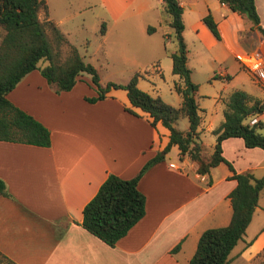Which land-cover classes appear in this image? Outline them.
<instances>
[{"label":"crops","instance_id":"0c3cea01","mask_svg":"<svg viewBox=\"0 0 264 264\" xmlns=\"http://www.w3.org/2000/svg\"><path fill=\"white\" fill-rule=\"evenodd\" d=\"M49 1L45 0L46 9H40L38 15L54 21L66 38L68 31L60 28L65 17L53 16ZM52 1L58 13L61 5ZM179 1L187 65L190 49L186 30L194 29L193 43L200 41L201 17L208 10L222 35L221 39L208 37L210 48L219 40L234 58L249 51L264 59V36L226 3L219 0L213 8L210 0H200L202 4L199 0ZM99 2L116 5L118 0ZM255 4L264 26V0H255ZM189 14L194 18L189 19ZM168 19L161 0H122L121 8L110 11V24L101 35L103 39L126 38L127 33L129 38L136 36L138 50L155 62L162 52L170 57L168 51L174 47L166 44L173 31ZM152 24L155 28L148 32ZM257 79L264 88V78ZM95 95L89 73L78 74L70 89L56 91L39 67L25 73L8 91L7 97L14 104L47 126L50 144L0 139V178L6 188V193L0 194V258L5 259L4 264H187L201 232L229 221L232 206L227 194L236 179L228 177L225 162L208 172H198L197 162L172 145L177 148L178 160L170 156L169 149L138 179V188L145 196L144 214L113 245L107 244L82 226L83 206L108 173L135 176L167 144L169 131L160 121L152 124L138 107H132L138 114L128 111L127 93L119 97L109 90L103 98H86ZM211 124L206 130L214 128ZM221 147L236 171L264 175L261 147L246 146L240 136L224 138ZM176 244L178 248L172 250ZM229 256L228 264H264V187L242 238Z\"/></svg>","mask_w":264,"mask_h":264},{"label":"trees","instance_id":"16d2710c","mask_svg":"<svg viewBox=\"0 0 264 264\" xmlns=\"http://www.w3.org/2000/svg\"><path fill=\"white\" fill-rule=\"evenodd\" d=\"M220 1L250 19L252 26L264 36V26L260 23L255 0ZM161 2L163 11L169 16L167 22L173 27L174 33V47L168 52L172 61V72L181 80V83L175 82L174 85L182 95L181 103L177 106L139 88L136 74L126 83L107 81L102 85L97 68L91 62L85 61L74 45H70V52L65 60H60L59 52L53 47L47 29L58 45L65 42V36L54 21L39 17L38 11L46 9L45 0H0V26L4 30L0 37V139L50 144V131L47 126L7 97L8 91L21 77L36 67H39L56 91L70 89L78 74L89 73L97 89V95L86 97L90 101L103 98L110 88H124L131 105L125 108L135 114L138 113L132 107L140 108L148 115L152 124L160 121L167 127L169 139L163 149L148 159L135 176L124 178L108 173L95 194L83 206L82 226L107 244L113 245L144 214L145 196L138 188L140 175L151 164L163 158L172 145H176L181 155H187L197 162L198 172H208L211 167L225 162L230 170L228 177L236 179L235 186L227 194L232 206L229 221L224 225L204 229L187 263L228 264L231 249L242 238L251 220L260 191L264 187V175L256 177L251 171H236L231 162L222 155L221 141L229 136H240L246 146H259L264 151V133L259 130L261 121L245 120L249 115L263 112L264 101L243 89L232 91L225 98L222 121L211 130L215 134L213 151L208 156L203 155L198 139L202 115L195 99L198 85L192 81L191 70L187 65L183 6L179 0ZM201 19L217 39L222 38L218 23L209 10ZM154 28L153 25H148L147 30L152 32ZM103 30L104 25L100 31ZM41 59L47 63L40 67L38 62ZM181 115L188 119L186 129L178 128L174 124ZM3 193H6V188L0 178V194ZM176 248L178 244L172 250Z\"/></svg>","mask_w":264,"mask_h":264},{"label":"rangeland","instance_id":"374dc122","mask_svg":"<svg viewBox=\"0 0 264 264\" xmlns=\"http://www.w3.org/2000/svg\"><path fill=\"white\" fill-rule=\"evenodd\" d=\"M209 2L213 8L219 5V0H210ZM49 3L53 16L58 18V15L63 14L65 18L60 28L68 31L65 42L60 45L52 33L48 31L53 47L59 52L60 60H65L70 52V45H74L78 52L83 55L84 60L91 62L97 68L99 81L102 85L107 81L126 83L136 74L137 86L142 90L151 95L159 96L172 105L177 106L181 103L182 95L174 87L175 82L181 83V80L177 74L172 72L169 56H165L162 52L159 61H151L147 55H143L138 50L139 43L136 42L139 38L135 35H131L135 37L129 38V33H127L126 38L103 39L100 29L102 25L105 27L110 24V11L121 8L122 0H118L116 5L106 6L101 5L99 0H58V4L61 5L58 13H55L56 7H53V1L50 0ZM199 3L202 4L200 0ZM192 18L194 15L189 14V19ZM246 19L248 18L246 17ZM248 21L252 25V21L250 19ZM128 26L131 27L130 23ZM192 31L194 29L186 30V39L190 49L188 65L191 68V76L198 85L195 99L202 115L198 139L202 146L203 155L208 156L213 151L215 134L206 130V125L211 122L215 127L221 122L225 98L232 91L243 89L264 101V88L250 71L248 60H250L252 52L244 51V53H238L234 58L219 40H216L215 45L210 48L206 44V40L209 36L214 37V35L205 23H203V31L201 30L200 41L193 43ZM3 32L4 30L0 26V37ZM173 37L174 33L171 29L169 37H166L168 48H172L174 45ZM122 41L125 43L123 44ZM133 42L134 44H131ZM46 63V60L41 59L38 66L41 67ZM221 71L228 75H219ZM109 90L119 97L126 95L124 88H110ZM259 114L249 115L245 120L250 122L261 121L262 126L259 130L264 133V113L261 117L258 116ZM174 124L178 128L186 129L188 119L185 115H181ZM176 149L175 146H171L169 154L178 160ZM4 262L5 259L0 258V264H4Z\"/></svg>","mask_w":264,"mask_h":264},{"label":"built area","instance_id":"2783aa9c","mask_svg":"<svg viewBox=\"0 0 264 264\" xmlns=\"http://www.w3.org/2000/svg\"><path fill=\"white\" fill-rule=\"evenodd\" d=\"M248 65L257 78H264V59L261 56L252 54L248 60ZM169 165L176 166V163L169 162Z\"/></svg>","mask_w":264,"mask_h":264},{"label":"water","instance_id":"95a60500","mask_svg":"<svg viewBox=\"0 0 264 264\" xmlns=\"http://www.w3.org/2000/svg\"><path fill=\"white\" fill-rule=\"evenodd\" d=\"M190 94H192V92H190Z\"/></svg>","mask_w":264,"mask_h":264}]
</instances>
